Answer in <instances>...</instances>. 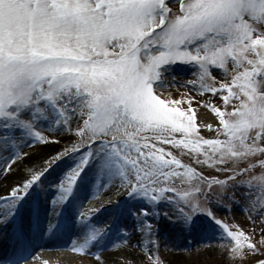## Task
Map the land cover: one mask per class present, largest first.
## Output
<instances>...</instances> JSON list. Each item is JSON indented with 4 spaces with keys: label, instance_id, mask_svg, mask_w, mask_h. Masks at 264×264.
<instances>
[{
    "label": "snow or ice",
    "instance_id": "snow-or-ice-1",
    "mask_svg": "<svg viewBox=\"0 0 264 264\" xmlns=\"http://www.w3.org/2000/svg\"><path fill=\"white\" fill-rule=\"evenodd\" d=\"M189 236L264 264V0H0V264H191L161 253Z\"/></svg>",
    "mask_w": 264,
    "mask_h": 264
},
{
    "label": "rangeland",
    "instance_id": "rangeland-1",
    "mask_svg": "<svg viewBox=\"0 0 264 264\" xmlns=\"http://www.w3.org/2000/svg\"><path fill=\"white\" fill-rule=\"evenodd\" d=\"M190 78V76L185 77V79ZM63 145H59L56 147H62ZM50 192H55V189H52L49 191ZM48 193V194H49ZM79 193H77L78 195ZM56 195V192L54 194V197ZM43 197V196H41ZM91 200L88 202L90 203ZM125 206V202L124 200H121L119 202V204L117 206H113L112 208H109L107 210V215L108 217L114 213H117L119 211L120 208ZM103 215L101 214H97V220H103ZM240 223H244V221L241 219ZM172 231L171 226L165 221L163 222L162 225V231L161 233H166V232H170ZM188 242H191V244H189V246H194L196 241L193 239L192 236L188 237V241H183L182 243L184 244H188ZM199 245H195L194 247H192L191 251H182L181 249L178 250H174L172 252H170V256H163L164 259L166 261H170V262H175V261H179V260H184V261H190L191 264H217V262L219 261L220 257L214 253H206L203 250L197 251V249L199 248ZM172 257V258H171Z\"/></svg>",
    "mask_w": 264,
    "mask_h": 264
},
{
    "label": "bare ground",
    "instance_id": "bare-ground-1",
    "mask_svg": "<svg viewBox=\"0 0 264 264\" xmlns=\"http://www.w3.org/2000/svg\"><path fill=\"white\" fill-rule=\"evenodd\" d=\"M54 149L53 148H48V149H44L43 151H53ZM103 189H100L99 190V195L96 197V198H94V199H90L91 200V202L90 203H86V205H85V207H86V209L87 208H96V207H100L101 206V204H103V203H106L107 202V197H105V195L103 194ZM54 194H55V192H50L49 194H48V198H51V197H54ZM90 195H91V193H90ZM41 200H42V198H41ZM113 206H108V209L109 208H112ZM107 209V210H108ZM98 214H102L103 215V218L102 219H104V218H107L108 217V215H107V211H105V210H101ZM43 223H47V216L45 215L43 218ZM95 219H97V217L95 218ZM163 236H165V237H167V235H168V232H166V233H161ZM183 241H181V243H182ZM175 250H178V249H175ZM172 251H174V250H172ZM172 251H169L168 250V248H162L161 249V253H162V255L163 256H170V252H172ZM8 254H10V252H9V250L6 248V247H4L3 245H0V257H2V256H4V255H8ZM45 255L46 256H49V257H51L52 258V261H53V264H60V262H59V260H58V258L59 257H64V256H67V253H64V252H58V253H56V254H52V253H45ZM172 258V257H171Z\"/></svg>",
    "mask_w": 264,
    "mask_h": 264
}]
</instances>
